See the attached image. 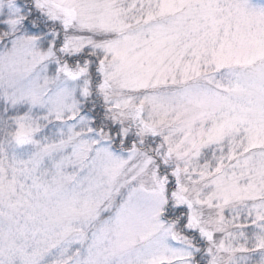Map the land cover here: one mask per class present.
Returning a JSON list of instances; mask_svg holds the SVG:
<instances>
[{
    "label": "snow or ice",
    "instance_id": "snow-or-ice-1",
    "mask_svg": "<svg viewBox=\"0 0 264 264\" xmlns=\"http://www.w3.org/2000/svg\"><path fill=\"white\" fill-rule=\"evenodd\" d=\"M0 264H264V0H0Z\"/></svg>",
    "mask_w": 264,
    "mask_h": 264
}]
</instances>
